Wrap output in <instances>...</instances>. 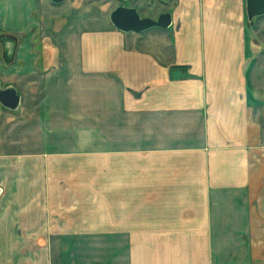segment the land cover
Masks as SVG:
<instances>
[{"label":"crops","instance_id":"1","mask_svg":"<svg viewBox=\"0 0 264 264\" xmlns=\"http://www.w3.org/2000/svg\"><path fill=\"white\" fill-rule=\"evenodd\" d=\"M161 1L169 29L125 33L104 16L60 56L43 52V27L67 0H0V88L19 93V111L41 115L59 61L80 74L53 93L81 104L60 122L83 126L70 139L82 144L53 158H81L89 192L60 199L55 182L44 199L38 182L35 203L65 212H35L33 230L102 239L84 264H264V45L248 38L244 0ZM8 192L0 184V202Z\"/></svg>","mask_w":264,"mask_h":264},{"label":"rangeland","instance_id":"2","mask_svg":"<svg viewBox=\"0 0 264 264\" xmlns=\"http://www.w3.org/2000/svg\"><path fill=\"white\" fill-rule=\"evenodd\" d=\"M163 4L161 0L127 2L122 0H67L57 10L47 15L51 18L43 27V34L46 37H43L42 50L44 52L52 49L53 44H57L55 51L60 56L77 53L81 32L103 25L104 16L109 21L110 14L119 5L136 7L142 17L157 19L156 12L163 8ZM244 5L246 8V0H244ZM42 10L45 19V8ZM82 12L85 14L81 15ZM56 21L59 23L54 26ZM247 27L248 38L252 42H261L264 45V16L248 23ZM157 29L159 28L151 30ZM142 37H146V34H142ZM261 51L264 53V46ZM62 64L65 68L61 69ZM66 64V62L59 61L55 69L44 74L43 94L41 95L43 104L41 109H37L40 116L32 115L33 107L28 102L26 109L22 111L5 107L0 103V184L5 185L9 191L0 202V264H84L90 259L94 261L97 258V252L93 247L97 248L102 239L40 236L38 231L33 230L32 221L35 212L45 211L47 212L45 214H49L54 210L60 215L65 212L64 207L52 206L49 201L46 202L47 206L42 207L35 203V194L40 197L39 190L36 189L38 182L42 183L40 188L44 199H49L52 192H57L50 189L55 182H58V187L54 188L58 189L60 199H66L68 196L70 199L80 201L84 193L89 192L77 185L87 178L84 171L88 167L83 164L81 158H53L68 155L82 144L78 141H70V139L77 137L83 126L66 125L60 122L62 121L60 118L67 116V109L75 110L76 113L82 112L81 104L79 106L69 105L68 108L69 103L65 100L68 95L63 93L56 96L53 93L58 85L66 86L72 76H80L79 72H76L77 69L73 73L70 69L71 64H68V67ZM263 67L262 65L261 68L264 69ZM255 74L258 76V71ZM255 80L257 83V79ZM3 81L7 79L3 78ZM261 81L264 82L263 70ZM60 98L65 99L60 101ZM56 106H62V109L59 108L58 112ZM53 114L55 116L58 114L59 119ZM57 121H59L58 124H56ZM52 163L62 168L53 173L47 172L42 175L35 173L40 166L51 167ZM67 187L71 190L66 189ZM66 224L65 221H58L60 229ZM13 225H15L14 228ZM62 232L59 230L58 235H62ZM47 233L50 234V232H44V235ZM106 241L108 245H113V239H106ZM112 257L113 253H109L106 258ZM228 264H233V262Z\"/></svg>","mask_w":264,"mask_h":264},{"label":"water","instance_id":"3","mask_svg":"<svg viewBox=\"0 0 264 264\" xmlns=\"http://www.w3.org/2000/svg\"><path fill=\"white\" fill-rule=\"evenodd\" d=\"M55 4L64 3L66 0H50ZM131 1V0H123ZM246 12L249 23L256 18L264 16V0H246ZM110 20L114 27L125 33H144L153 28L169 29L173 25V15L165 12L157 19L142 17L136 7L119 5L111 15ZM20 95L13 88H0V103L5 107L18 110L20 107Z\"/></svg>","mask_w":264,"mask_h":264},{"label":"flooded vegetation","instance_id":"4","mask_svg":"<svg viewBox=\"0 0 264 264\" xmlns=\"http://www.w3.org/2000/svg\"><path fill=\"white\" fill-rule=\"evenodd\" d=\"M123 1V0H122ZM127 2V1H126Z\"/></svg>","mask_w":264,"mask_h":264}]
</instances>
